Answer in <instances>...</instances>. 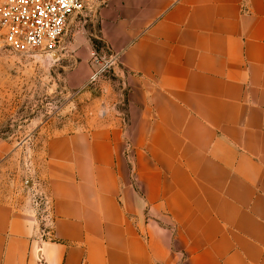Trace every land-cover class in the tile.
<instances>
[{"label": "crops", "instance_id": "0c3cea01", "mask_svg": "<svg viewBox=\"0 0 264 264\" xmlns=\"http://www.w3.org/2000/svg\"><path fill=\"white\" fill-rule=\"evenodd\" d=\"M87 11L73 57L116 59L123 109L47 141L44 221L0 196V264H264V0Z\"/></svg>", "mask_w": 264, "mask_h": 264}, {"label": "rangeland", "instance_id": "374dc122", "mask_svg": "<svg viewBox=\"0 0 264 264\" xmlns=\"http://www.w3.org/2000/svg\"><path fill=\"white\" fill-rule=\"evenodd\" d=\"M86 18L89 11L70 26L53 56L16 54L0 45V141L15 146L0 165V196L31 203L42 221L48 214L37 182L47 141L56 133L91 128L123 109L125 91L114 67L85 84L73 57V49H82L85 38L75 40L74 32ZM85 28L87 33L93 31V23Z\"/></svg>", "mask_w": 264, "mask_h": 264}, {"label": "built area", "instance_id": "2783aa9c", "mask_svg": "<svg viewBox=\"0 0 264 264\" xmlns=\"http://www.w3.org/2000/svg\"><path fill=\"white\" fill-rule=\"evenodd\" d=\"M91 0H0V45L16 54L56 55L70 26L83 17ZM96 82L116 59L96 48L90 53Z\"/></svg>", "mask_w": 264, "mask_h": 264}]
</instances>
